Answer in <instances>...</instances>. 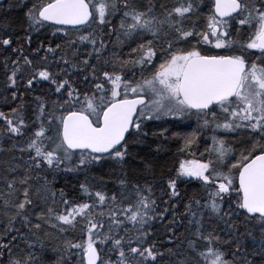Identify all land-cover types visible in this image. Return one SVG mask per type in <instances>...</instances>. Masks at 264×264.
Here are the masks:
<instances>
[{
    "label": "snow or ice",
    "instance_id": "6c2138e0",
    "mask_svg": "<svg viewBox=\"0 0 264 264\" xmlns=\"http://www.w3.org/2000/svg\"><path fill=\"white\" fill-rule=\"evenodd\" d=\"M8 8L26 27L14 36L0 24L3 100L13 102L0 111V138L21 153L0 164V264H264V0ZM41 30L55 39L33 48ZM38 86L50 95L26 101ZM191 117L198 128L180 137L181 151L207 128L209 158L157 175L162 146L153 151L149 139H166L167 129L147 123ZM241 133L239 147L227 140ZM105 165L119 170L114 191L94 178L79 183L82 195L56 189L57 177ZM193 182L198 192L181 190ZM77 228L79 237L46 249L42 236Z\"/></svg>",
    "mask_w": 264,
    "mask_h": 264
},
{
    "label": "trees",
    "instance_id": "16d2710c",
    "mask_svg": "<svg viewBox=\"0 0 264 264\" xmlns=\"http://www.w3.org/2000/svg\"><path fill=\"white\" fill-rule=\"evenodd\" d=\"M11 2H14V0H4L0 5V24H3L6 21L7 30L12 32L14 36L15 35L24 36L23 28L26 27V25L22 23L23 13L18 8H13L10 10L8 8V5ZM154 2H156L157 4L159 3H164L168 5L171 4V2L168 0H154ZM116 23L118 24V21H116ZM31 35L33 36V44H32L33 48L37 46L39 41L44 40L45 38H47V40L55 39L54 37L51 36L50 31H45V30H41V33H31ZM113 40H115V36H113ZM82 47L83 46H81V48ZM25 50L26 52L30 51L27 48V46H25ZM116 50L121 51L120 48H117ZM122 51L124 53H127L129 51L127 45H124ZM3 61H4V57L3 55H0V95H1V103L5 104L3 100V96L5 95V93L3 92V80L5 79L4 73H2ZM42 93L45 95H50V93L47 92V89L43 90L42 87L37 89V91L31 93L29 96H27L26 101L30 102L32 96ZM6 95L8 94L6 93ZM10 101L11 100H9L8 103H10ZM147 126L151 131H159L161 130V127L167 129V132L165 133L166 139L157 138V137H150L149 139V143L151 144V149L153 151L157 148L158 145L162 146V150L160 151V153L152 157L153 166L157 171V175H159L160 171L168 173L174 170L176 167H178L179 162L185 159L201 158L205 160L209 158V152L212 149V147L208 146L207 141L208 138L211 140L214 133L212 131L207 130V128L202 129L197 133L198 139L195 145H193L190 149L181 151V149L183 148L184 141L180 139V137L192 133L198 128V125L191 123L189 119L188 120L185 119L183 121H178L173 119V120L151 121L147 123ZM203 133H207L208 135L207 136L203 135ZM209 133H212V135ZM216 135H221V134L216 133ZM244 139L245 137L242 133L239 135L233 134L227 136V140L229 141V143L236 142L237 147L240 146V142H242ZM13 143L14 141H8L6 138H0V148L5 149V151H0V164H3L5 160H9L13 156L19 157L21 155V153L16 151L15 149H13L11 152L7 151V149L12 148ZM141 147L144 148L145 152L148 151L147 146H141ZM201 153H203L204 155L202 156ZM105 166H106L105 168H99L89 172L87 174V177L84 173L65 174L63 178L57 177L55 182L56 189L58 190L59 188H65V190L68 192L82 195L77 192L79 183L83 182L86 178L90 180L94 178V182L97 183L98 187H103L104 190L108 192L114 191L118 187L117 177L119 175V170L118 168L114 169L109 165H105ZM100 179L104 180L105 183L103 185L98 184ZM148 179H151V176H149ZM66 184L67 187H65ZM181 190L182 191L187 190L189 195H191L194 192H198L199 190L198 182L182 185ZM157 195H160V193L158 192ZM55 207H57V209H60L61 205L57 203ZM205 221L206 224L211 225L212 227H216L218 230L225 229V226L222 223L216 221L215 219L209 220L208 217H205ZM236 223L239 224V221H237ZM181 231H183V229H181ZM223 235L224 233L221 232L222 238ZM79 236H80V231L79 228H77L75 231H70L66 233L64 236L59 237V239L49 240L48 237L42 236V240L45 244L46 249H49L52 244H61L65 239H76ZM39 247L40 245L38 244L37 248ZM44 264H51V261L45 259Z\"/></svg>",
    "mask_w": 264,
    "mask_h": 264
},
{
    "label": "flooded vegetation",
    "instance_id": "af4514ba",
    "mask_svg": "<svg viewBox=\"0 0 264 264\" xmlns=\"http://www.w3.org/2000/svg\"><path fill=\"white\" fill-rule=\"evenodd\" d=\"M4 0H0V5L2 4V2H3ZM168 1H170L171 2V4H174L175 2H176V0H168ZM170 4V5H171ZM242 34H241V36L239 37V38H246V36H247V33H245V32H241ZM251 51H253V52H255L256 50H251ZM258 54V53H257ZM40 55H43V52H41V54ZM9 67H11V66H9ZM2 73H4V69H3V71H2ZM43 87V90L44 89H47L46 88V86H38V89L39 88H42ZM8 95H10L9 93H7ZM5 95H6V93H5ZM12 101H10V103H8V104H2L1 103V95H0V111H5V112H7V111H9L10 110V107H11V105H12ZM16 103H19V101H17ZM167 119H171V118H167ZM188 119H195V117H191V118H188ZM209 134H211L212 135V133H209ZM203 135H208L207 133H203ZM208 146H210V147H213V143H212V139L210 140L209 138H208ZM209 150V149H208ZM197 160H204V159H201V158H197ZM206 160V159H205Z\"/></svg>",
    "mask_w": 264,
    "mask_h": 264
},
{
    "label": "rangeland",
    "instance_id": "374dc122",
    "mask_svg": "<svg viewBox=\"0 0 264 264\" xmlns=\"http://www.w3.org/2000/svg\"><path fill=\"white\" fill-rule=\"evenodd\" d=\"M187 120H188V119H187ZM189 121H190L191 123L197 125V123H196V119H189ZM207 130L211 131L210 129H207ZM105 167H106V166H104L103 168H105Z\"/></svg>",
    "mask_w": 264,
    "mask_h": 264
}]
</instances>
